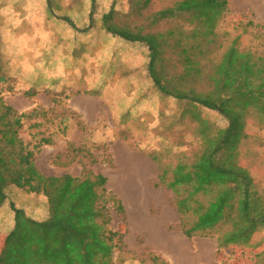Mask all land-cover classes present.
I'll return each instance as SVG.
<instances>
[{"label":"rangeland","instance_id":"obj_1","mask_svg":"<svg viewBox=\"0 0 264 264\" xmlns=\"http://www.w3.org/2000/svg\"><path fill=\"white\" fill-rule=\"evenodd\" d=\"M173 1L155 0L145 17ZM227 1L229 14L219 28L220 41L227 46L240 36V50L264 55V0ZM69 4L77 11V30L53 17V11L59 16L60 6ZM89 4L90 0H0V77L4 78L0 96L19 113L36 110L34 117L24 121L20 135L31 150H39L37 169L47 177L65 173L78 177L87 166L107 178L108 190L126 211L125 264H151L153 256L159 257L154 264H254L264 249L263 227L247 245L223 250L217 249L215 239L189 240L182 234L171 194L158 184V169L151 156L174 162L175 154L199 149L191 108L153 88L145 71L144 47L112 39L98 24L85 34L79 32L89 26ZM111 5L119 13L130 11L129 0H95L94 17L99 18ZM120 20L140 18L132 14ZM161 26L169 24L154 25L153 30ZM95 89L103 91L97 95ZM28 91L37 94L28 98ZM52 97L60 104L55 106ZM200 111L217 127H226L217 113ZM258 119L255 111L246 117L235 160L252 177L254 193L263 195L264 127ZM104 146L107 153L101 149ZM8 192L28 216L43 217L46 208L39 197ZM118 224L116 220L114 225ZM12 227L11 214L3 207L0 242ZM175 231L185 239L173 238Z\"/></svg>","mask_w":264,"mask_h":264},{"label":"trees","instance_id":"obj_2","mask_svg":"<svg viewBox=\"0 0 264 264\" xmlns=\"http://www.w3.org/2000/svg\"><path fill=\"white\" fill-rule=\"evenodd\" d=\"M154 1L129 0L126 13L111 5L97 18L95 0H90L89 26L79 32L98 24L110 38L144 47L153 88L191 108L199 149L175 154L174 162L151 156L158 184L171 194L182 234L189 240L215 239L218 250L247 245L264 228V193H254V181L236 162L235 150L251 111L264 127V55L240 50V36L227 46L220 41L219 28L229 14L227 0H175L145 17ZM60 8L61 14L53 11V17L77 30L75 6ZM132 14L140 20H120ZM163 23L169 26L153 30ZM36 94L25 93L28 98ZM51 101L60 104L55 97ZM201 108L221 116L226 127L203 118ZM35 114L17 112L0 96V209L7 207L13 223L1 237L0 264H125L126 211L121 200L108 190L107 178L87 166L78 177L43 175L35 164L39 150H31L20 135L24 121ZM101 149L107 153L106 146ZM8 189L39 197L46 208L43 217L28 216ZM158 260L153 256L150 262ZM254 264H264V249Z\"/></svg>","mask_w":264,"mask_h":264},{"label":"crops","instance_id":"obj_3","mask_svg":"<svg viewBox=\"0 0 264 264\" xmlns=\"http://www.w3.org/2000/svg\"><path fill=\"white\" fill-rule=\"evenodd\" d=\"M129 211H127V213H128ZM130 212H132V211H130ZM176 217H177V219H178V221H179V216L176 214ZM173 234V238H176V239H178V240H181V238L184 240L185 239V237L183 236V235H179V233L178 232H174V233H172ZM161 238V237H160ZM168 240L170 239V237H166ZM166 239V240H167ZM165 240V238H161V241H164ZM159 243V242H158ZM158 243H155V245L157 246L158 245ZM169 248H173V246H172V244L171 245H169Z\"/></svg>","mask_w":264,"mask_h":264}]
</instances>
